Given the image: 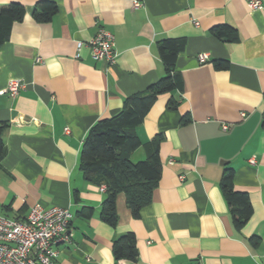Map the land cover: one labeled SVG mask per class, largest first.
Listing matches in <instances>:
<instances>
[{
	"label": "crops",
	"instance_id": "crops-1",
	"mask_svg": "<svg viewBox=\"0 0 264 264\" xmlns=\"http://www.w3.org/2000/svg\"><path fill=\"white\" fill-rule=\"evenodd\" d=\"M39 1L55 3L49 21L34 20ZM247 2L0 0L1 7L18 3L25 11L0 47V122L7 124L0 215L22 220L36 204L67 208L72 238L57 246L55 264H264V0L260 10ZM221 25L233 28L237 40L215 37L211 29ZM99 27L114 36L112 64L77 47ZM165 38L184 41L175 63L182 91L159 95L133 130L142 144L160 136L161 175L136 218L117 196L111 226L100 219L105 186L85 180L80 169L82 144L98 120L116 115L126 97L164 75L156 43ZM217 60L228 67L216 69ZM12 79L24 87L1 93ZM171 99L176 109L168 107ZM145 158L141 146L130 160ZM224 167L251 203L240 231L219 187ZM125 233L135 237L137 260L115 263L112 242Z\"/></svg>",
	"mask_w": 264,
	"mask_h": 264
},
{
	"label": "trees",
	"instance_id": "trees-1",
	"mask_svg": "<svg viewBox=\"0 0 264 264\" xmlns=\"http://www.w3.org/2000/svg\"><path fill=\"white\" fill-rule=\"evenodd\" d=\"M55 3L39 1L33 11L37 22H46L56 13ZM24 8L18 3L0 6V47L8 40L13 23L22 20ZM211 33L218 38L236 41V31L227 25L215 26ZM157 53L164 66V75L150 84L144 91L128 96L123 101L120 111L110 117L98 120L87 132L80 152L79 166L83 177L97 186H105V198L101 205L100 219L113 226L117 222L116 198L123 194L130 215L138 217L139 210L146 206L161 175L158 156L160 136L142 144L133 130L140 126L150 107L162 94L182 91V80L175 69L178 54L183 51L182 39L165 38L157 41ZM216 69H226V60L214 61ZM170 109L177 108V102L171 99ZM7 126L0 122V163L4 154L2 132ZM145 150L146 158L133 163L130 158L139 147ZM219 187L227 203L232 224L240 231L252 215L249 196L236 191L233 187V170L224 167ZM91 212V209H88ZM88 216V215H87ZM257 236L250 238L257 241ZM115 263L121 260L135 262L137 248L132 233H125L112 242Z\"/></svg>",
	"mask_w": 264,
	"mask_h": 264
},
{
	"label": "built area",
	"instance_id": "built-area-1",
	"mask_svg": "<svg viewBox=\"0 0 264 264\" xmlns=\"http://www.w3.org/2000/svg\"><path fill=\"white\" fill-rule=\"evenodd\" d=\"M138 5L139 3L133 2L134 7ZM247 6L250 10H260L262 3L261 0H248ZM81 46H86L90 50V55L95 61L112 64L117 57L114 36L103 27H99L88 42L77 43L78 48ZM197 59L203 63L207 56L201 53L197 55ZM36 61L39 62L40 59L37 58ZM23 87L24 84L20 80L12 79L1 93L15 95ZM221 129L225 131L227 125H222ZM248 161L250 164L255 163L253 157ZM179 179L182 181L183 177ZM71 218L72 215L67 208L56 206L44 208L37 204L30 208L22 220L0 215V264H55L59 255L57 246L71 241ZM192 264L201 263L195 260Z\"/></svg>",
	"mask_w": 264,
	"mask_h": 264
}]
</instances>
